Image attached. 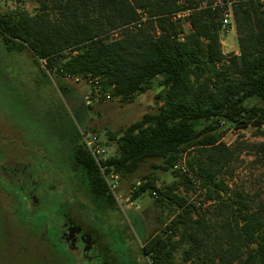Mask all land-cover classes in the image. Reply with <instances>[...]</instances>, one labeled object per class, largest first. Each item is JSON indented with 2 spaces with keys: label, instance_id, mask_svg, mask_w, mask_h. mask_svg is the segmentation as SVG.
Here are the masks:
<instances>
[{
  "label": "trees",
  "instance_id": "obj_1",
  "mask_svg": "<svg viewBox=\"0 0 264 264\" xmlns=\"http://www.w3.org/2000/svg\"><path fill=\"white\" fill-rule=\"evenodd\" d=\"M34 1L39 12L34 16L23 10L0 16V37L8 53L29 50L48 74L56 72L64 96L72 95L64 81L89 75L99 78L103 100L110 94L131 103L155 85L162 89L157 113L144 115L119 136L109 134L117 153L105 165L126 178L148 161H160L164 172L174 170L186 156L192 174L184 175L186 189L199 185V207L175 195L176 186L156 189L154 180L134 192L136 200L156 191L178 210L166 236H153L144 246L148 262L177 264L180 250L181 264H264V184L253 196L228 185L242 150L240 143L231 148L217 136L223 126L264 128V0H234L238 55L222 53L220 25L211 10L195 12L182 37L184 29L169 19L179 10L178 0ZM142 14L150 19L144 29L109 39L110 32ZM72 143L88 196L116 208L82 135L75 134ZM249 148L264 162V142ZM44 220H33L35 234L46 228ZM29 248L45 264H71L55 246Z\"/></svg>",
  "mask_w": 264,
  "mask_h": 264
},
{
  "label": "rangeland",
  "instance_id": "obj_2",
  "mask_svg": "<svg viewBox=\"0 0 264 264\" xmlns=\"http://www.w3.org/2000/svg\"><path fill=\"white\" fill-rule=\"evenodd\" d=\"M15 10L32 16L39 13L34 0H0V16ZM184 26L182 35L190 32L188 23ZM220 42L224 55L239 54L235 28L221 33ZM57 75L48 74L29 50L8 53L0 37V164L18 179L33 183L39 196L49 199L51 211L66 213L93 230L115 264H150L142 249L153 236H166L164 232L178 210L170 208L156 191L149 190L136 200L132 199L134 192L147 180H154L156 189L164 192L176 186L175 195L199 207L203 199L199 185L186 189V174L180 164L164 172L158 168L160 161H148L136 174L116 176L111 182L116 208L94 202L76 167L72 138L77 133L92 137L109 158L113 157L117 142L110 140L109 134L119 136L144 115L157 113L156 96L162 89L155 85L131 103L90 97L88 105L86 97L91 88L86 82L64 81L72 90L68 98L58 86ZM217 136L231 148L240 143L242 150L233 176L226 179L228 185L251 196L258 193L264 184V162L249 146L264 142V128L223 126ZM186 160L184 156L181 162L185 166ZM8 182H2L7 183L5 188L18 189ZM29 185L22 194L32 188ZM12 229L7 221L0 220V264H45L36 252H26L24 238ZM181 256L180 250L175 253L177 264H181Z\"/></svg>",
  "mask_w": 264,
  "mask_h": 264
},
{
  "label": "flooded vegetation",
  "instance_id": "obj_3",
  "mask_svg": "<svg viewBox=\"0 0 264 264\" xmlns=\"http://www.w3.org/2000/svg\"><path fill=\"white\" fill-rule=\"evenodd\" d=\"M6 180L18 189L5 188L7 183L2 182ZM26 185L28 182L8 173L0 164V220L7 221L12 230L21 234L25 246L30 247L29 251L40 243L57 247L71 264H115L93 230L77 223L66 213L51 211L49 199L40 197L33 183L29 185L32 188L22 194ZM19 216L25 217L24 223L19 222ZM37 219H45L46 226L39 234L33 232V220Z\"/></svg>",
  "mask_w": 264,
  "mask_h": 264
},
{
  "label": "built area",
  "instance_id": "obj_4",
  "mask_svg": "<svg viewBox=\"0 0 264 264\" xmlns=\"http://www.w3.org/2000/svg\"><path fill=\"white\" fill-rule=\"evenodd\" d=\"M234 0H195L194 3H190V0H178L177 5L179 6V10L177 12L172 13L169 15V19L174 24H179L185 30V23H188L190 27L189 20L191 16L198 11L202 10H211L215 12L217 22L220 25V34L229 32L232 28H235L234 22V14H233V3ZM263 2V0H261ZM149 17L146 14H142L141 17L132 23L126 24L117 30H114L108 34L110 40H117L123 34H135L138 31L144 29L149 21ZM159 30L157 29V34L159 35ZM184 35H182L183 37ZM81 80L86 82L91 91L89 92V96L86 97L88 100V105L90 101V97L93 98H102L100 95V80L99 78L93 77L91 75L76 79V81ZM105 100L107 102H111L114 100H120L117 98L112 97L110 94L105 95ZM83 143L87 149V151L91 154L97 165L99 166L104 178L110 185L112 192L114 191V186L111 182L116 178V176L112 172H107L106 162L110 159L107 156L106 150L101 147L98 142L92 138L82 135ZM182 171L192 179V174L188 171L187 167L184 163H180Z\"/></svg>",
  "mask_w": 264,
  "mask_h": 264
}]
</instances>
